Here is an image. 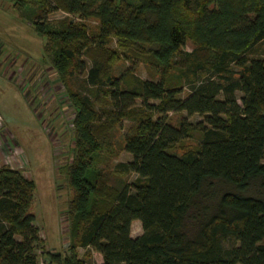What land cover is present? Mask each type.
Masks as SVG:
<instances>
[{"label":"trees","instance_id":"16d2710c","mask_svg":"<svg viewBox=\"0 0 264 264\" xmlns=\"http://www.w3.org/2000/svg\"><path fill=\"white\" fill-rule=\"evenodd\" d=\"M23 2L43 14L99 22L97 33L67 19L55 27L34 24L63 78L85 70L83 58L91 62L89 94L68 91L76 110L74 157L60 173L71 191L72 243L67 253L52 252L41 239L46 264H87L78 247L100 253L101 264H264V192L244 194L257 180L264 188V0ZM112 41L116 49L108 47ZM122 59L133 69L145 64L158 81L137 78L132 68L113 75ZM187 85L191 94L181 98ZM181 112L204 122L172 126L169 113ZM125 120L135 124L124 142L133 159L116 164L114 173L138 178L116 187L98 166L109 162L113 132ZM197 129L198 149L169 152ZM216 179L237 192L221 195L189 238L194 200ZM34 192L20 169L0 167V264H40ZM134 221L143 227L135 238Z\"/></svg>","mask_w":264,"mask_h":264},{"label":"rangeland","instance_id":"374dc122","mask_svg":"<svg viewBox=\"0 0 264 264\" xmlns=\"http://www.w3.org/2000/svg\"><path fill=\"white\" fill-rule=\"evenodd\" d=\"M23 4V0H0V167L9 165L20 169L35 183L31 212L40 230L36 249L39 263L46 264L48 260L44 256L42 240L46 250L61 253H67L72 243L68 218L71 191L66 177L60 173V169L74 157L76 110L68 91L89 94L86 77L91 62L83 58L86 69L76 70L73 76L63 78L47 57L44 50L46 40L38 35L34 24L47 22L48 27H55L67 19L84 23L90 33H97L99 22L94 17L81 20L79 16L62 11L43 14L40 8ZM108 45L116 49V41ZM194 47V43L189 41L185 51L191 52ZM130 68L133 69L131 62L122 59L115 66L113 75L119 77ZM133 73L143 80L158 81V76L143 63L135 67ZM189 94L191 88L187 85L180 97L186 98ZM238 97H241L240 93ZM137 104L139 107L141 100ZM183 119L193 125L204 122V117L198 114L189 117L186 112L169 113L168 122L177 127ZM134 125V122L125 120L114 130L109 162L106 166H98L112 186L118 187L125 182L131 184L138 178L136 174L118 177L114 173L116 164L133 159L125 151L124 142ZM202 139V132L193 130L188 139L169 152L182 155L196 150ZM226 192L237 190L218 179L204 184L185 223L184 231L189 238L194 237L201 223L214 213L218 199ZM263 192L262 181L257 180L244 194L260 196ZM142 234L141 222L134 221L131 235L135 238ZM77 252L87 264L103 262L102 255L91 248L78 247Z\"/></svg>","mask_w":264,"mask_h":264}]
</instances>
